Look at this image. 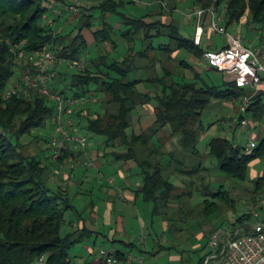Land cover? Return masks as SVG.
Returning a JSON list of instances; mask_svg holds the SVG:
<instances>
[{"label":"trees","instance_id":"16d2710c","mask_svg":"<svg viewBox=\"0 0 264 264\" xmlns=\"http://www.w3.org/2000/svg\"><path fill=\"white\" fill-rule=\"evenodd\" d=\"M67 1L0 0V264H37L41 257L45 264H72L75 249L89 244L96 247L101 239L108 241L102 232L92 231L88 225L75 226L85 218L71 196L70 182L79 166L92 168L84 164L89 158L80 160L81 156L87 157L89 145L83 150L69 144L62 160L74 157L80 164L64 179L49 146L57 135L55 104L39 94L20 90L22 75L15 79L29 57L43 49L53 50L65 60L53 70L52 87L67 96L88 100L83 109H73L72 117L80 134L85 130L106 138L100 144L104 153L98 150L99 159L110 151L117 161L141 170L138 195L154 205L152 225L143 232L154 247L158 219L174 234L184 231L181 229L186 218L177 219L175 226L166 224L171 219L167 215L171 202L193 195L192 189L179 193V186L172 181L174 175L185 176L192 186L197 183L203 187L199 192L206 206L199 207L200 216H227L233 226L245 227L247 232L240 235L247 234L259 219L253 212L239 213L230 192L212 182L205 184L207 176L203 173L212 175L216 165L228 179L249 182L251 166L264 157V136L255 138L257 148L251 152L228 138L213 137L206 154L211 165L202 161L206 157L199 143L207 132L202 120L204 111L213 99L243 101L245 96H253L249 110L252 128L264 117V89H240L235 82L225 80L226 89H221L205 75L209 70L219 72L217 69L198 71L194 58H203L204 44L197 46L194 37L184 35L179 24L164 19L166 0H87L77 8L80 16L75 28L70 22L72 13L60 17L48 9L49 4L62 8ZM139 3L143 10L138 9ZM194 3L209 8L215 0ZM215 5L223 13L222 24L227 29L240 25L249 11L247 26L264 30V0H217ZM96 22L101 28L95 30ZM76 28L78 33L73 36ZM85 30L93 31L95 42L91 45ZM80 61H86L87 66L72 73L66 62ZM188 71L195 76L190 77ZM147 106L153 108L155 116L148 132L137 129L135 123L138 113L149 110ZM77 119L83 121L81 128ZM35 130L54 132L47 145L55 167L47 163L49 157H43L44 149L36 155L28 153L27 140L43 138L34 135ZM41 140L45 143L44 138ZM169 146L173 151H165ZM170 166L173 169L168 171ZM253 183L251 202L264 213V177ZM188 212L180 216L188 217ZM218 229H223L228 238L235 237V231L232 235L223 227ZM147 238L143 246L138 239L137 243H126L127 247L138 248L147 258L152 253L146 248ZM226 243L223 241L216 249L218 254L223 253ZM170 249L160 245L159 252ZM131 252L117 251V264H129ZM212 254L203 257L201 264H206Z\"/></svg>","mask_w":264,"mask_h":264},{"label":"rangeland","instance_id":"374dc122","mask_svg":"<svg viewBox=\"0 0 264 264\" xmlns=\"http://www.w3.org/2000/svg\"><path fill=\"white\" fill-rule=\"evenodd\" d=\"M71 1H77V0H71ZM162 1V0H159ZM176 1V0H174ZM173 0H167V5L165 6L166 10L163 11L164 19H168L169 22H174L176 24L181 23V25L184 26L182 27V31L184 32L183 34L191 37L194 33V27H195V21L192 19H188L186 16V12L190 9L191 5L196 0H186V2H180L178 1V4L174 2ZM194 5L199 6V4L194 3ZM80 6V3L79 5ZM77 6V8H78ZM157 6V5H156ZM138 9L143 10V4L139 3L138 4ZM79 9H77L76 12L72 13V17L70 19V22H73L79 15ZM81 10V9H80ZM141 12V11H140ZM142 13V12H141ZM249 11H247L246 15L242 18L241 24L238 26H233L228 28V35H237L239 32L242 36L243 39V44L244 45H252V47H256L258 45V35L259 30L258 27L256 28H249L247 26L248 20L246 21V17H248ZM219 14L224 18L223 13L219 11ZM173 16L175 20L173 19ZM207 19V18H205ZM64 21L61 20L59 21V24H62ZM178 21V22H177ZM74 24H71L73 26L72 28L77 27V23L74 21ZM223 23V22H222ZM101 28V24L99 22H96L94 29H99ZM71 29V27H70ZM69 29V30H70ZM78 33L77 28L73 31V36H76ZM228 35H217L216 33L211 34V42L212 45L208 46L207 44L204 45L205 49L212 48V49H222L224 47H227L229 45V38ZM89 45V42H88ZM141 48V44L138 43V48ZM194 65L196 66V69L198 71H202L201 68H204L206 70H209L205 63L203 62V59H196L194 58ZM18 72L15 76V79L18 78V76H21L22 74L20 73V69H18ZM71 72L74 73L76 70L71 69ZM188 74L190 77H194L195 73L189 72ZM206 77L209 79H212L215 85L221 89H226L225 86H223L224 80L226 82H232L231 78L226 77L224 74L217 72L216 70H209L208 72L205 73ZM136 77V76H135ZM14 81V80H13ZM92 89H95L94 87ZM237 98H233L232 100L229 98H223V99H213L207 109L204 111L203 115V124L206 128V133L202 137L199 143V150L202 153V155H205V159L203 156L202 161H204V164L211 165V158L207 157L208 148L207 145L210 142V140L213 137H224L228 138L230 141L234 142L237 145H241L244 148L250 143L251 141V136L254 135L255 138H257L258 134H260V130L263 132L264 136V117L255 123V126H252V128H247V129H234L232 125H234V120L236 118L241 117L242 113L240 112V107L242 104V99L240 101L236 100ZM85 105H83L81 108L83 109ZM149 110L147 112H140L137 114V117L135 119V123L137 126V129H142L144 131H150L151 128L154 126V121H155V116L153 112V108L151 106L147 107ZM248 118H252V116L248 115ZM81 122H79L81 125L80 128L83 125V121L80 119H77ZM257 126V127H256ZM34 135H41L45 139L43 143V138H38L35 139L36 141L32 140H27V149L28 153L32 155H36L38 153H41L43 149L45 150V158L46 156L49 157L47 163L55 167L53 164L49 154L50 150L48 148L47 143L53 136L52 132L50 131H45L41 132L39 130L33 131ZM81 135L86 137L89 142V147H93L95 149L100 150V144H103L106 141L105 137L102 136H97L93 135L85 130H81ZM38 140V141H37ZM174 145V144H173ZM175 150L177 149L174 145ZM173 148V149H174ZM103 152L102 150H100ZM104 153V152H103ZM106 156L100 157V162L104 165V169L102 170L103 173H105L106 177L114 176L118 177L117 173V168L122 167L124 168L125 165H123V162L117 161L114 156L111 154ZM100 156V155H99ZM89 158V157H88ZM98 158V156H97ZM89 161L92 160V165L95 169L98 167V162L97 159H88ZM201 160V159H200ZM200 162V161H199ZM175 165V164H173ZM96 166V167H95ZM131 166H134V164H131ZM215 169L213 170L214 173L212 175H209V173H203V175L207 176L205 179V184H208L210 182L214 183L216 187L219 186H224L225 190L229 191L232 198L236 200V209L239 211V213H250L255 211L258 207V204H253L251 202L252 200V190H253V181L259 179L260 177H264V157L257 160L250 168L249 172V182H239L237 180H232L228 179L223 172L219 169L218 166L215 165ZM133 169V168H132ZM136 169V168H134ZM173 168L168 167V171L172 170ZM94 173L96 172L93 168L91 169ZM138 171H141L139 168L137 169ZM126 176H128L130 179H134V175H131L130 172L124 171ZM132 173H136V170H133ZM65 174V173H63ZM68 176V173L66 174ZM100 176L102 174L100 173ZM105 177V179H106ZM97 176L93 177V186L88 185L85 187L84 190L87 189H95L96 185V190L94 191L93 197H91L94 200H97L98 198L102 197L101 192L104 193L106 192L105 188L108 187L107 183L103 182L98 178ZM197 178L196 181L202 182L200 180V177H195ZM110 179V178H109ZM103 180V179H102ZM195 180V179H194ZM172 181L176 183L179 186V193L181 190H188L192 189L193 190V195H191L188 198H183L179 199L176 201L171 202V206L167 209V215L170 221H167L166 224L167 226H175L177 223V219H180V217L186 218L184 219V223L182 224V229L184 230L183 232H177L176 234L173 233L172 230H166L164 228L163 224L161 221L158 219L157 224H156V231L158 232L157 234L153 235V239H156V247H154L151 243L153 242L151 239L149 240V245L146 246L147 250L149 252H152L151 254L148 255L147 259V264H201V260L203 257H205L208 253L211 252L212 248L209 245V237L204 236L202 237V233H204L207 229L208 230H213L214 226L222 225L221 222L228 218L227 216H223L221 219L217 220L216 216L210 217L209 219L203 218V216H200L198 209L201 210L199 207H205L206 204H203L205 197L200 194V190L202 191L203 187L200 186L198 187L197 183L196 186H192L191 182H189V179L185 176L177 175L176 177L172 178ZM92 183V181H90ZM199 184V183H198ZM200 185V184H199ZM104 186V187H103ZM199 188V189H198ZM219 188H217L219 190ZM72 197L75 202V204L78 206L79 209L83 210L82 207H86L90 201L91 198H85L82 197L80 198L78 194L75 192H72ZM118 203L116 204L117 210L121 211V206L123 205L124 200L118 199ZM121 204V206H120ZM126 204V203H125ZM202 204V205H201ZM146 206H150V209H154L153 203H149ZM123 207V206H122ZM128 207V206H127ZM124 208V207H123ZM116 210V211H117ZM125 210V209H124ZM123 211V210H122ZM126 211V210H125ZM186 211H189L190 214L188 217H185V215H181V213H185ZM257 211L260 213L261 217L264 218V213H262V209H257ZM188 212V213H189ZM200 216V217H199ZM188 218V219H187ZM215 219V221H214ZM189 221V225L187 224ZM211 226H213V229H209ZM216 230V229H215ZM210 231V232H211ZM233 235V234H232ZM160 243V244H159ZM160 245L165 246V248H171L173 251V254H179L181 256H184V261L181 263L177 262H172L171 260V251L170 250H164L159 252L160 250ZM172 246V247H171ZM106 247V248H105ZM96 248V252L98 253L96 256L100 254V251L103 249H110V244L107 242L106 244H101L98 243ZM78 249L74 250V254L77 255ZM169 251V252H168ZM155 253V254H153ZM73 256V262L72 264H93L94 263V256L90 254L89 252H85V254H80L83 257L81 259L77 258V256ZM80 262V263H79ZM207 264V263H206ZM211 264H220L219 262H216L213 260Z\"/></svg>","mask_w":264,"mask_h":264},{"label":"built area","instance_id":"2783aa9c","mask_svg":"<svg viewBox=\"0 0 264 264\" xmlns=\"http://www.w3.org/2000/svg\"><path fill=\"white\" fill-rule=\"evenodd\" d=\"M215 3L209 8L196 6L186 12L188 18L198 22L194 36L197 46H203L205 37L211 33L228 35L227 27L222 24L224 18L219 14ZM78 5V1L68 0L62 8L49 4L48 9L57 16L65 17L69 13L76 12ZM163 5L166 6L167 2H163ZM228 38L229 45L227 47L219 50L207 49L204 52L202 59L206 67L217 69L226 77L231 78L240 89L249 88L255 92L264 89V50L244 45L240 32L237 35H228ZM63 62L65 60L50 49H43L35 53L29 57L24 67L20 68L22 74L20 90L39 94L55 104L56 112L53 122L57 125V135L51 139L49 146L53 162L59 163V172L67 174L80 164L74 157L62 160L69 144L74 143L76 148L83 150H86L89 145L88 139L75 128L76 121L72 117L73 109H81L88 100L67 96L61 90L52 87L53 70L57 64ZM66 63L70 69L74 70H82L87 66L86 61ZM31 64L34 67L31 68ZM252 103L253 96L244 97L240 107L242 115L234 120V127L242 129L251 127V119L248 118V115ZM250 139V143L246 146V152L257 148V140L254 135ZM92 163H94L92 160L84 162L86 166L93 167ZM257 209L253 211V214L259 221L253 225V229L248 234L228 238L229 236L223 229H218L212 234L210 246L214 250L218 249L223 241H227L223 250L224 264H264V219H260L261 215ZM146 238V234L142 232L138 238L139 244L143 246ZM127 261L129 264H147V258L142 253L131 252ZM97 262L117 264L119 262L117 250L102 249ZM37 264H45V258L41 257Z\"/></svg>","mask_w":264,"mask_h":264},{"label":"crops","instance_id":"0c3cea01","mask_svg":"<svg viewBox=\"0 0 264 264\" xmlns=\"http://www.w3.org/2000/svg\"><path fill=\"white\" fill-rule=\"evenodd\" d=\"M77 1L80 3V5L87 4L86 3L87 0H77ZM178 1L186 2V0H178ZM178 1L176 0L174 2L178 4ZM193 7H196L194 3L193 5H191L190 8H193ZM77 19L78 17L75 20H73V22L74 21L77 22ZM173 19L175 20L174 16H173ZM188 19H191V18H188ZM192 20L195 21V27H194V33L191 37H194L198 22L195 19H192ZM247 20H248V17H246V21ZM49 24H52V19H50ZM178 24L184 28V26L181 25V23L178 22ZM259 33L260 34L258 35V38H257L258 45L256 47H252V45H246V46L264 50V30L260 29ZM211 34L205 37L204 45L205 44H207L208 46L212 45ZM84 35L87 41L89 42V45L95 42L93 31L85 30ZM208 49H212V48H208ZM212 50H219V49H212ZM262 134L263 132L262 130H260V134H258V136ZM165 151H173V148H170L169 146L165 148ZM81 157L82 158H80V160H85V158H88V157L90 159H94V158L97 159L98 167L97 169L92 167L96 171L95 173L91 170L92 168L88 169L86 167H83V165L79 166L78 169L75 170L74 175L72 176V180L70 182L71 183V196H72V192L74 193L76 192L80 198L85 197L88 199V198L93 197V195L95 194L94 191L96 190V185H95V189L93 188L87 189V190H84V189L88 185L93 186V182L95 181L93 180V177H95V175L102 181V183L106 182L108 187L105 188L106 192L104 193L101 192L102 197L98 198L97 200H94L91 198L90 203L86 207H82L83 210L80 209L82 212H84L85 222L84 220L80 221L76 223L75 226L83 227L84 225H88L92 229V231L102 232L103 235L107 237L109 241L110 249H116L117 251H123L125 253H129L130 251L134 253H139L140 251L138 248L130 249L127 247L126 243L128 244H131L134 242L137 243V240L140 234L143 231L147 230L148 227H150L153 222V210L150 209V206H146L149 203H145L143 200V197L141 195H138V189L141 186L142 178H143V176L141 175V171L137 170L138 169L137 166L133 167L132 169L129 164H123L125 165L123 169L122 167L117 168V173L119 175L118 177H114L113 175L110 177H106L105 173H103L102 171L104 169V165L99 160V152L97 151V149L91 146L88 149L87 157L86 156H81ZM133 170H136L135 174L132 173ZM124 171L130 172L131 175H134L135 178L130 179L128 176H126ZM100 173L102 174V176H100ZM61 174L64 179H68L69 175L67 176L66 174H63V173ZM90 181H92V183ZM118 199L124 200V202L126 203V204L123 203L122 205L124 208L120 204L122 208L121 211L117 210V207H116V204L118 203L117 201ZM216 218L217 220H219L222 217L221 218L216 217ZM221 224L222 225L214 226V229H213V226H211L209 229L215 230L219 227H223L227 231L228 234H232L235 231V236L243 234L244 231L247 232L245 227L233 226L231 224V219L229 221L226 218L225 220L221 222ZM253 227L254 226L252 225L251 228L249 229L250 230L249 232H251ZM210 231L211 230L207 229L204 233H202V237H204L205 235L209 237V245H210V240L212 237V231L211 232ZM101 240H99L98 242L100 243ZM108 241H105L103 239V241L101 242L102 244L103 243L106 244ZM148 241H149V238H147V242ZM147 244L149 245V243ZM77 249H78L77 255H75L77 256V258L81 259L83 257L82 255H80L81 253L85 254V252H89L95 257L93 264H99L97 262V256H96L98 253L96 252V248L94 246L89 244V245H84L82 247H79ZM217 250H214V249L211 250L213 254L208 257L206 261L207 264H211L213 260H215L216 262H219L220 264H224L223 253L218 254ZM170 253H171L172 262L181 263L184 261V256H181L175 253L173 254V251H171Z\"/></svg>","mask_w":264,"mask_h":264}]
</instances>
